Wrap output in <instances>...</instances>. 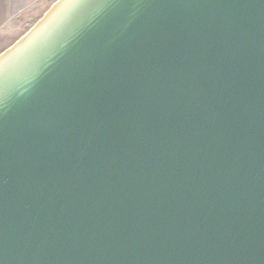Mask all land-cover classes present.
<instances>
[{
  "label": "water",
  "instance_id": "water-1",
  "mask_svg": "<svg viewBox=\"0 0 264 264\" xmlns=\"http://www.w3.org/2000/svg\"><path fill=\"white\" fill-rule=\"evenodd\" d=\"M0 264H264V0H55L0 52Z\"/></svg>",
  "mask_w": 264,
  "mask_h": 264
},
{
  "label": "crops",
  "instance_id": "crops-1",
  "mask_svg": "<svg viewBox=\"0 0 264 264\" xmlns=\"http://www.w3.org/2000/svg\"><path fill=\"white\" fill-rule=\"evenodd\" d=\"M45 4V0H0V34L2 33V27L13 19L17 23H29L27 16L29 18L33 17V15L38 16L39 11ZM2 40L0 37V52L10 46H1Z\"/></svg>",
  "mask_w": 264,
  "mask_h": 264
},
{
  "label": "rangeland",
  "instance_id": "rangeland-1",
  "mask_svg": "<svg viewBox=\"0 0 264 264\" xmlns=\"http://www.w3.org/2000/svg\"><path fill=\"white\" fill-rule=\"evenodd\" d=\"M55 0H45L46 4L39 11V15H33V17L29 18L27 16V20L29 23H20L14 22L15 19L11 20L10 23L4 25L2 27L1 37V46L11 45L18 37H20L24 32H26L35 21L47 10V8L54 2ZM19 21V20H18Z\"/></svg>",
  "mask_w": 264,
  "mask_h": 264
}]
</instances>
